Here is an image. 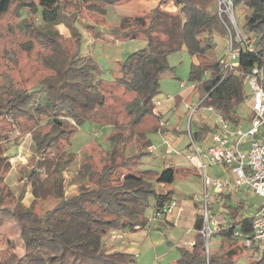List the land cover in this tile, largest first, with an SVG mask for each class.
Returning a JSON list of instances; mask_svg holds the SVG:
<instances>
[{"label":"trees","instance_id":"trees-1","mask_svg":"<svg viewBox=\"0 0 264 264\" xmlns=\"http://www.w3.org/2000/svg\"><path fill=\"white\" fill-rule=\"evenodd\" d=\"M131 1L80 0V4L104 15L106 6L122 7ZM170 1L177 8L175 11L166 8L165 4ZM14 2H17V11L22 12L28 6L41 19L40 25L24 19L19 26L42 43L41 62L54 74L32 90L13 91L12 97H5L0 103V116L11 122L19 123L21 118L37 121L46 116L51 126L46 133L34 132L32 148L37 161L22 179L18 195L11 190L5 193V187L0 185V210L16 215L25 246L24 255L15 251L0 252V264H129L127 253L104 249L105 236L111 229L144 227L149 222L147 210L151 197L154 198L153 209L172 197L171 193L159 194L156 184L173 183L175 167L161 171L143 169V159L152 154L149 150L152 141L146 132L133 130L147 115L158 118L155 98L161 92V77L175 69L169 56L186 49L196 57L198 62L191 64L189 81L196 85L201 104L212 105L230 121L238 122L248 114L247 110L245 114L241 112L249 96L243 73L254 66L264 68V0H233L235 7L240 6L241 34L251 40L254 49H242L239 63L232 70L225 69L219 62L214 32L227 33V29L219 15L217 0H159L149 10H121L118 19L108 27L110 42L141 39L145 45L117 61L110 81L102 77L93 57L81 53V30L75 24L77 16L73 15L70 22L66 20L65 9L71 0H0V15L7 13ZM65 22L75 39L72 53L64 46V35L58 28ZM95 26L94 23L86 25L92 29ZM233 36L234 46L239 47L240 41L235 39V34ZM24 44L25 51H32L31 41ZM107 84L133 94L123 102L122 110L126 115L123 119L121 111L107 101V92H113ZM86 122L111 125L114 131L107 133L108 146L99 159L101 166L96 164L92 153H86L80 160L77 170L80 183L77 191L68 195L66 172L77 154L73 150L54 154L53 150L60 148L65 134L75 135ZM161 127L159 122L154 129L158 131ZM212 128L210 124H202L193 136L201 139ZM4 150L0 145V171L6 169V164L2 165ZM119 169H123L120 177ZM37 172L44 176L38 177ZM27 192L33 194L29 206L23 201ZM50 199L58 200L54 207L42 214L33 209L37 202ZM226 206L233 218L243 216L245 204L242 201L236 206ZM200 223L198 220L197 228ZM237 224L245 235L252 232V217H244ZM232 233L233 228L219 231L232 247L212 253L210 264H264V257L237 263L246 247ZM195 241L192 249L178 247L179 256L169 264H207L205 238L197 233Z\"/></svg>","mask_w":264,"mask_h":264},{"label":"rangeland","instance_id":"rangeland-1","mask_svg":"<svg viewBox=\"0 0 264 264\" xmlns=\"http://www.w3.org/2000/svg\"><path fill=\"white\" fill-rule=\"evenodd\" d=\"M152 3L153 2L149 0L148 2L146 0H139L135 3L128 4V7L126 5L122 7L106 6V13L104 15L95 11V8L91 9L81 5L80 0H71L65 9L66 20L69 22L73 19V15L77 16L75 24L81 30V41L79 45L81 53L93 57V60L101 69L102 77L105 80L110 81L113 79L115 70L117 69V61L124 60L131 52L145 45V41L141 39L126 41L114 40V42H110L112 37L109 34L108 27L113 21L118 19L121 10L124 12L129 7L146 9V7H149ZM16 5L17 2H14L7 13L0 15V100L2 99L0 103L4 101L5 97H12L13 91L32 90L36 85L43 82L46 77L54 74V71L46 68L41 62L40 51H44L42 43L33 34L25 33L19 26V23L24 19L34 21V25H40L41 19L38 18V14L30 7L25 6L21 12V10L17 11ZM165 6L171 11L177 9L171 1L165 4ZM235 14L241 29L243 19L240 14V6L236 7ZM91 23L96 24V26L89 30L86 25H91ZM58 28L64 35V40L62 41L64 46L70 53L74 52L75 39H73L74 37L70 34V27L65 22L60 24ZM104 33H108V35L105 36L107 40L98 41L97 43V41H95L96 35L99 36V34L103 35ZM214 38L217 45L218 56H220L225 53V49L228 45L227 33L215 31ZM29 41L33 44V49L30 52L24 50V43ZM169 61L175 69L162 75L160 90L162 94L171 92V94L174 95L182 91L180 87L181 81H185L188 84L191 83L189 81V76L191 64L194 62V56L186 49H183L171 54L169 56ZM106 87L113 90L111 94L107 92V101L112 107L121 111L120 117L123 119L126 116L122 110L123 102L131 99L133 94L122 88H116L115 86L110 87L109 84H107ZM198 95L199 92L197 90L192 97H189L190 104L192 103L195 105L200 101ZM245 110H247L246 107L242 108L241 112L244 113ZM190 114L191 111L183 107L179 108L177 111L170 112L168 115H165L163 119L169 120V124L165 128L161 127L158 131L154 128L159 124L160 120L152 115L145 116L141 122L133 127V130L136 132H146L152 141V146L155 148L153 151L151 147L149 148L152 154L143 159L141 167L143 169H155L157 171L163 170L165 166L175 167V180L168 187L173 189L175 196L178 197L176 198L186 206L183 220L180 222L173 220L174 224L171 226L168 225L167 229L163 226L161 229L157 230L158 236L165 232L164 235L166 241H168V243H166L168 249L165 250L164 246L159 247L156 249L157 252L156 250L152 251L147 258L140 257V260H137L136 264H158L160 262L158 259L160 255L164 254L165 251L169 254L170 245L172 246L174 244L171 238H167L170 229H175L176 232L181 234L184 238L186 236H190L191 238L195 236L194 232L186 235L185 230L187 227H194L195 218L203 211L202 209L199 210L195 208L193 205L194 202L191 199L193 195L200 194L202 179L194 169L190 168L182 154L187 150L189 139L188 131L191 130V132L194 133L202 124H210L212 126L215 116L208 110H199L193 115ZM42 117V119L37 118V121H29L25 118H21L19 123H17L11 122L8 118L0 116V145L5 149V158L2 165L4 166V164H6V169H8V171L6 169V171H0V185L5 187V193L11 190L14 194L18 195L22 179L28 175L37 161V156L32 148L34 132L40 131L41 133H46L51 130V126L46 122V116ZM69 120L73 122V120ZM36 123L39 124V127H37ZM165 129L171 130L168 136H165L167 132ZM109 131H114V127L111 125L101 126L86 122L75 135L70 133L65 134L64 138L60 141V148L53 150L54 154L61 153L63 150H66L68 153H72L73 150L77 154L76 160L71 163L70 168L66 172V188L68 195L77 191L80 183L77 178V170L79 169L80 160L85 157L86 153L94 154L96 157V164L98 165L100 163L99 159L104 151L103 149L108 146L106 137ZM133 141L134 140H132V143H134ZM180 161H184L183 166H177ZM98 166L101 165L99 164ZM227 168L228 167L224 164L212 167L216 172L226 170ZM35 175L40 178L44 176V174L40 172H37ZM117 175L120 177L121 174H119V171ZM5 182L7 184H5ZM231 199L232 200L228 201V204L237 205L236 203L242 201L245 204L244 210L251 213L256 211L262 201V197L253 193H247L244 188H240L234 192L233 198L231 197ZM23 201L25 205L29 206L33 202L32 193L27 192ZM150 201L151 206L147 210V217L151 214L154 198L151 197ZM57 202L58 200L55 199L39 201L33 205V209L37 213L42 214L44 210L54 207ZM187 206H192L194 208L192 213L189 212ZM186 216H188V218H186ZM172 217H174V215ZM155 223L157 222H154L151 227L154 229L153 231L156 230L154 227ZM151 228L147 227L145 229L148 230ZM112 230L115 229H111L110 231ZM19 232L20 227L16 215L9 210H0L1 253L15 251L19 255H24L25 246ZM231 247L230 241H224L219 233L214 235L211 239V254L219 249L227 251ZM174 251L179 255L178 247L175 248ZM237 252L238 254L242 253L239 249ZM243 259L244 257L238 258L236 261L237 263H246ZM173 261L174 260L171 262Z\"/></svg>","mask_w":264,"mask_h":264},{"label":"built area","instance_id":"built-area-1","mask_svg":"<svg viewBox=\"0 0 264 264\" xmlns=\"http://www.w3.org/2000/svg\"><path fill=\"white\" fill-rule=\"evenodd\" d=\"M217 2L219 15L227 29L228 42L225 53L219 56V62L225 69L232 70L239 63L240 51L245 48L253 50L254 47L251 40L241 34L233 0ZM233 33L235 39L240 41L239 47L234 46ZM243 82L249 95L245 102L248 114L238 122L230 121L212 105H202L201 99L195 105H187L190 115L199 110H208L215 116L212 130L201 139H196L191 130L188 131L187 150L182 154L202 179L200 194L193 195L191 199L196 208L203 210L198 215L201 226L197 228V233L205 238L207 264H210L212 252L211 239L225 228H233L232 236L246 247L242 256L245 262L250 258L264 257V68L254 66L243 73ZM180 87L196 88V85L183 81ZM156 104L160 102L156 100ZM156 114L159 115L157 111ZM160 124L167 126L169 121L162 119ZM220 164L228 168L219 172L212 169ZM240 188L262 197V201L255 212L244 211L242 217L235 219L226 204ZM182 210L181 201L171 198L159 208H154L148 220L158 221L174 214L178 217ZM244 217H252V232L249 235H245L237 224ZM195 242L194 237L186 244L193 248Z\"/></svg>","mask_w":264,"mask_h":264},{"label":"crops","instance_id":"crops-1","mask_svg":"<svg viewBox=\"0 0 264 264\" xmlns=\"http://www.w3.org/2000/svg\"><path fill=\"white\" fill-rule=\"evenodd\" d=\"M136 1H139V0H133L128 4L135 3ZM146 1L148 2V0H146ZM149 1H151L153 3L150 4L149 7L147 6L146 9H143V10H149L152 7L156 6L159 0H149ZM128 4H126V6ZM129 8L139 9V8H134V7H129ZM90 29H92V28H89V30ZM107 35H108V33H104L103 35L99 34V36L96 35L95 41H97V43H98V41H103L106 39L105 36H107ZM103 43H105V42H103ZM194 62H196V63L198 62L196 57H194ZM181 82H183V81H181ZM195 91H197V88L186 87V88H182V91H179L178 93H176L174 95L171 94V92H167L165 94L164 93L162 94L160 92L161 94H159L155 98V100L160 102V104L157 105V107L155 109V113L157 111L160 115L159 116L156 114L157 117L159 118L160 122L162 119H164L165 115H168L170 112L177 111L181 107L187 109L188 108L187 105L192 104V103L190 104L189 97H192L194 95ZM198 97H200V94L198 95ZM162 127L165 128L166 126H162ZM165 130L167 131L165 136H168V134L171 133V130L170 129H165ZM151 148H152V151L155 150V148L153 146ZM183 164H184V161H180L177 166H183ZM165 167H167V166H165ZM118 171H119V174L123 173V169H119ZM171 184L172 183H157V185H156V188L158 189L157 192L159 194L171 193L172 194L171 198H176L177 196H175L173 189L168 187ZM32 196H33V194H32ZM181 205L183 207V210H182L181 214L178 215V217L174 214V217H172L173 216L172 215L170 217H167V218H164V219H161L158 221L149 222V223H146V225L144 227L137 228L135 230H125V229L124 230H116L115 229V230L110 231L104 238V249L109 251V252L115 251V250H120V251L127 253L129 255V259L131 260L129 264H136V261L137 260L139 261L140 257H144V258L146 257L147 258V256L150 253H152V251L158 249L159 247L164 246L165 250H167L168 245L166 243H168V241H166V238L164 235L165 232H163L162 234H160V236H158L159 234H158L157 230L161 229V227H163V226L165 229H167L168 225L171 226L172 224H174L173 220H175L176 222H178V221L180 222L181 220H183V215H184V212L186 210V206H184L182 203H181ZM194 207H195V205H194ZM187 209L189 210L190 213H192L194 208L192 206H187ZM152 210H153V207H151V211ZM186 218H188V216H186ZM198 220H200V218L198 216L195 218V221L193 218L194 227L193 228L187 227L185 230L186 235L190 234L192 232H194L195 235L197 234V222H198ZM154 222H157L154 225V227L156 229L155 231H153L154 229L151 228L152 224ZM195 222H196V225H195ZM147 227H150L151 229L146 230L145 228H147ZM188 230H191V231L188 232ZM167 238L168 239L171 238L172 242L174 244L172 246L170 245L169 254H167V252L165 251L164 254H162L158 257V259L160 260V262L158 264H169V263H171L172 260L176 259L179 256L176 254L174 249L177 247H180V246L188 247L186 243L188 241H190V239H192L190 236H188V237L186 236L185 238L182 237L181 234L177 233L175 229H172V230L170 229L168 231V237ZM189 249H192V248H189ZM156 252H157V250H156Z\"/></svg>","mask_w":264,"mask_h":264}]
</instances>
